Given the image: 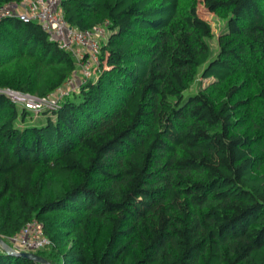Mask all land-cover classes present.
<instances>
[{
	"label": "trees",
	"instance_id": "1",
	"mask_svg": "<svg viewBox=\"0 0 264 264\" xmlns=\"http://www.w3.org/2000/svg\"><path fill=\"white\" fill-rule=\"evenodd\" d=\"M203 2L216 47L200 0H61L107 36L45 122L0 91L5 241L36 218L54 264H264V0ZM77 67L38 22L0 19V88L42 96Z\"/></svg>",
	"mask_w": 264,
	"mask_h": 264
},
{
	"label": "built area",
	"instance_id": "2",
	"mask_svg": "<svg viewBox=\"0 0 264 264\" xmlns=\"http://www.w3.org/2000/svg\"><path fill=\"white\" fill-rule=\"evenodd\" d=\"M61 0H22L0 6V19L9 16L38 22L58 45L74 57L78 64L72 77L45 95H38L12 87L0 88L12 100L25 107L40 111L56 109L64 96L76 91L92 75L99 61L102 38L106 39L105 26L82 30L66 20L60 6ZM76 72L79 76L76 77ZM76 79V80H75ZM68 85L69 88H66ZM10 245L17 251H33L48 245L51 240L45 234L43 224L36 218L28 221L18 232L10 236ZM1 245V244H0ZM35 264H44L36 261Z\"/></svg>",
	"mask_w": 264,
	"mask_h": 264
},
{
	"label": "rangeland",
	"instance_id": "3",
	"mask_svg": "<svg viewBox=\"0 0 264 264\" xmlns=\"http://www.w3.org/2000/svg\"><path fill=\"white\" fill-rule=\"evenodd\" d=\"M198 9H199V12L205 18H207L211 22V24L213 26V29H214V32H215V37L214 38L212 37L210 39V41H211L212 45L216 47V43H217L216 36L218 35V33L221 30L220 29L221 28L220 26L222 25V23L218 20V17L215 15V13H213V11L204 4L203 0H200V3L198 5ZM93 72H94V70H93ZM77 76H79V73L78 72H76V77ZM210 80H211L210 78L205 79L203 85L204 84H207ZM66 88H69L68 85H67ZM19 107L22 108V105L19 104ZM28 118H29V120L30 119H34L33 121L32 120L29 121L31 123L39 122V120H42V119H44V122L46 121V115L44 113H39V112H37L34 109H32L31 110V113L28 114Z\"/></svg>",
	"mask_w": 264,
	"mask_h": 264
},
{
	"label": "water",
	"instance_id": "4",
	"mask_svg": "<svg viewBox=\"0 0 264 264\" xmlns=\"http://www.w3.org/2000/svg\"><path fill=\"white\" fill-rule=\"evenodd\" d=\"M0 244L7 250H11L15 253L25 255L35 261L44 263V264H54L51 261H49L47 258L43 257L42 255L38 254L37 252L33 251H17L15 250L7 241H5L1 236H0Z\"/></svg>",
	"mask_w": 264,
	"mask_h": 264
}]
</instances>
